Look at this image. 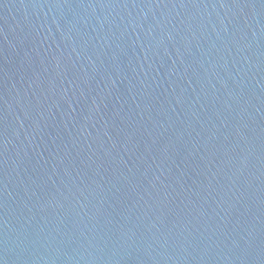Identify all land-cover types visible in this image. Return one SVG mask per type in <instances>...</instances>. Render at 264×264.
<instances>
[{
  "label": "water",
  "instance_id": "obj_1",
  "mask_svg": "<svg viewBox=\"0 0 264 264\" xmlns=\"http://www.w3.org/2000/svg\"><path fill=\"white\" fill-rule=\"evenodd\" d=\"M0 264H264V0H0Z\"/></svg>",
  "mask_w": 264,
  "mask_h": 264
}]
</instances>
